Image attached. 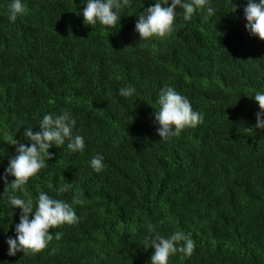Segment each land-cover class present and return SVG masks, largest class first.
<instances>
[{"label":"trees","instance_id":"16d2710c","mask_svg":"<svg viewBox=\"0 0 264 264\" xmlns=\"http://www.w3.org/2000/svg\"><path fill=\"white\" fill-rule=\"evenodd\" d=\"M21 2L27 12L12 22V0H0V177L14 140L28 144L24 133L38 132L45 114L68 111L85 147L53 145L27 196L0 179V264H151V238L176 231L195 248L168 264H264V130L255 129L254 100L264 92V42L245 28L247 0H208L189 21L178 9L173 33L146 46L135 24L164 0H130L115 27L85 26L87 0ZM208 6L215 14L205 19ZM128 86L135 93L120 96ZM165 86L203 116L169 141L154 119ZM41 192L69 203L78 223L50 229L38 254L9 256L21 215L9 197L31 198L35 211Z\"/></svg>","mask_w":264,"mask_h":264},{"label":"clouds","instance_id":"9594fccd","mask_svg":"<svg viewBox=\"0 0 264 264\" xmlns=\"http://www.w3.org/2000/svg\"><path fill=\"white\" fill-rule=\"evenodd\" d=\"M130 0H87L83 9V21L85 26L95 25L98 22L107 27H115L118 20L120 22L119 11L122 7L129 5ZM208 5V0H164V3L157 2L154 6L147 8L139 17L135 24V30L140 36V44L145 45L153 37L167 38L174 31V23L177 10L180 9L185 21H189L194 12L203 9ZM234 7V6H233ZM234 10L235 7H234ZM27 12L26 6L21 0H12L9 5L8 19L15 22L20 16ZM215 10L207 7L208 19L214 16ZM246 20L245 28L253 37H258L264 42V0H247L244 8ZM135 93V88L128 86L119 89L122 97H131ZM260 111L256 113L255 129L264 130V92H256L254 96ZM159 110H154L155 123L158 125L157 134L160 140L169 141L173 137L181 134L182 130L188 127H196L203 122V116L192 109L190 101L180 95L174 88L165 86L159 93L157 101ZM76 121L70 113L64 110L60 115L53 116L45 114L40 121L39 131L33 132V128L28 127L24 133L28 144L14 140L15 156L9 160V165L5 169L3 179L13 192H21L27 196L26 184L30 178L34 177L41 169L47 167L45 161L52 159L49 149L55 146L64 145L68 140L67 148L71 152H82L84 150V139L80 135L73 137L72 129ZM248 132L254 129L247 128ZM92 168L101 172L104 168L103 157L95 156L91 160ZM15 179L8 184L7 177ZM71 188V183L62 184L58 188L59 193H64ZM10 204L14 209H21L19 223L15 227L16 238H9L8 255L15 256L18 252L27 254H38L44 251L53 240L50 229L59 228L63 225H74L79 218L73 207L63 200L50 198L41 192L38 196L35 211L33 201L16 195L9 197ZM74 203L82 204L78 198H74ZM34 213V215H33ZM31 216V218H30ZM154 228L149 225V232H154ZM55 238L59 240L61 234L56 233ZM151 248L154 253L151 256V264H168V259L177 251L185 256H191L195 248V242L182 231H176L170 237L165 238L156 234L151 238ZM55 248L50 254H54Z\"/></svg>","mask_w":264,"mask_h":264}]
</instances>
